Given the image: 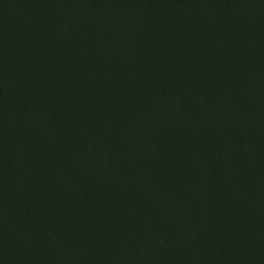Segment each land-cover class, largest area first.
Wrapping results in <instances>:
<instances>
[{
  "label": "water",
  "instance_id": "obj_1",
  "mask_svg": "<svg viewBox=\"0 0 264 264\" xmlns=\"http://www.w3.org/2000/svg\"><path fill=\"white\" fill-rule=\"evenodd\" d=\"M0 264H264V0H0Z\"/></svg>",
  "mask_w": 264,
  "mask_h": 264
}]
</instances>
